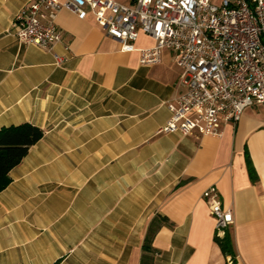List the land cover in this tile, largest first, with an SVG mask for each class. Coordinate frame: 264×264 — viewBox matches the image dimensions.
<instances>
[{"label": "crops", "instance_id": "0c3cea01", "mask_svg": "<svg viewBox=\"0 0 264 264\" xmlns=\"http://www.w3.org/2000/svg\"><path fill=\"white\" fill-rule=\"evenodd\" d=\"M30 2L0 0V129L43 131L0 192V264H141L145 244L152 264H264V107L218 138L160 134L181 92L171 51L143 66L153 39L139 32L123 52L67 10L53 52L21 44L12 22ZM209 190L232 215L220 236Z\"/></svg>", "mask_w": 264, "mask_h": 264}, {"label": "built area", "instance_id": "2783aa9c", "mask_svg": "<svg viewBox=\"0 0 264 264\" xmlns=\"http://www.w3.org/2000/svg\"><path fill=\"white\" fill-rule=\"evenodd\" d=\"M61 10L83 20L90 14L123 52L136 51L139 32L154 40L139 50L143 66L172 53L181 92L167 102L168 122L158 133L221 137L245 108L264 107V0H31L18 11L10 34L21 44L53 52L64 35L55 19ZM67 50V45L64 46ZM55 64L65 59L53 54ZM217 236L232 224L213 190L205 193Z\"/></svg>", "mask_w": 264, "mask_h": 264}, {"label": "trees", "instance_id": "16d2710c", "mask_svg": "<svg viewBox=\"0 0 264 264\" xmlns=\"http://www.w3.org/2000/svg\"><path fill=\"white\" fill-rule=\"evenodd\" d=\"M43 138V131L29 123L18 126L4 127L0 129V192L11 182L9 173L17 167L27 155L31 146ZM249 175L255 179V173L249 167ZM224 255H233L232 241L230 235L225 233L222 238H215ZM145 253L141 258V264H152L149 256L150 247L143 245Z\"/></svg>", "mask_w": 264, "mask_h": 264}, {"label": "water", "instance_id": "95a60500", "mask_svg": "<svg viewBox=\"0 0 264 264\" xmlns=\"http://www.w3.org/2000/svg\"><path fill=\"white\" fill-rule=\"evenodd\" d=\"M131 1V3H134L136 0H130Z\"/></svg>", "mask_w": 264, "mask_h": 264}]
</instances>
